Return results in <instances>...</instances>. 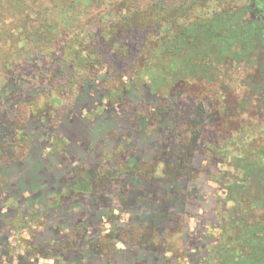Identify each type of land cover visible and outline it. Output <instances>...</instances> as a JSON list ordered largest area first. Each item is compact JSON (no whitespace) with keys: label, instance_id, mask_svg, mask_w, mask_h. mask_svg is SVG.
I'll use <instances>...</instances> for the list:
<instances>
[{"label":"trees","instance_id":"trees-1","mask_svg":"<svg viewBox=\"0 0 264 264\" xmlns=\"http://www.w3.org/2000/svg\"><path fill=\"white\" fill-rule=\"evenodd\" d=\"M35 1L0 0V42L34 43L43 65L58 58L76 97L55 126L40 128L27 142L31 163L13 159L19 147L13 138L0 143V159H11L4 171L20 170L15 182L3 186L9 229L20 233L31 223L34 235L10 264H93L88 254L98 238L84 250L66 234L77 231L84 214L108 217L107 193L129 207V175L144 179L131 194L135 202L153 208L147 217L142 206L129 207V230L140 233L123 264H170L174 258L167 256L159 226L178 221L195 193L203 195L196 184V190L186 186L198 179L194 169L205 188L224 192L218 233L203 244L208 262L264 264V0H148L141 6L136 0H49L72 15L66 23ZM118 5L125 7L124 21L109 34L76 21L83 9L106 7L114 15ZM8 17L20 24L9 28ZM123 31L141 33L142 42L122 86L104 89L89 74L99 61L96 49H113ZM28 33L31 41L22 37ZM0 54V70L11 81L9 58ZM77 70L87 71V78L75 80ZM17 118L8 122L6 135L17 133L25 143L28 135ZM112 123L128 125L143 146L165 131L170 136H159L151 161L141 166L124 138L108 129ZM60 211L59 224L50 223L48 217Z\"/></svg>","mask_w":264,"mask_h":264},{"label":"rangeland","instance_id":"rangeland-1","mask_svg":"<svg viewBox=\"0 0 264 264\" xmlns=\"http://www.w3.org/2000/svg\"><path fill=\"white\" fill-rule=\"evenodd\" d=\"M136 1L141 6V4L148 0ZM34 3L42 4L61 23L70 21L72 17L71 14L64 10L55 9L51 3L49 5V0H36ZM124 8L123 5L116 6V13L114 15H111V9L108 10L106 7H101L99 10H95L94 8L83 9L81 13L75 15L76 21L91 30L109 34V29L112 26L119 27L122 24L120 22L124 21ZM30 18L31 21L34 20L35 15L31 14ZM6 24L9 28L18 26L20 18L13 19V17H8ZM31 25L27 26L28 32H31V28L34 26ZM29 34H26V37H22L26 38L25 40L31 41V35L29 36ZM116 42L113 49H109L106 44L98 45L96 51L99 61H97L92 72H89L90 78L96 80V82H100L101 86L108 90L120 88L124 83L123 78L131 74L134 58L142 42V35L136 31H123V35L117 37ZM61 46L62 44L58 45V47ZM82 50V53L85 54V49ZM0 52H4L9 58L7 65L9 72L12 73L10 77L11 81H7V77L0 70V143L1 141L7 143L8 139L13 138L16 142L15 144L19 146L12 155L13 159L22 160V157H25L29 150L33 148L31 146L27 147V142L30 138L39 134L42 127L55 126L62 115L68 110L76 97V87L71 84L73 79L69 77V72L58 58L53 57L54 60L51 59L53 61L50 60L47 65L41 63L34 43H27L26 45L18 43L15 47H4L0 42ZM4 59H0V62ZM11 62L12 65L10 64ZM87 74L88 72L85 70H77L75 80L80 81L87 78ZM131 104H134V102ZM131 104H127L126 106L129 107ZM21 115L23 118L20 121L19 116ZM16 117H18L17 121L23 125L25 133L28 135L25 138V143L18 141L20 137L16 135L17 133L13 137L6 135L7 128L10 130L8 122L13 121ZM108 129L113 134L124 138L122 142L126 147L132 148L137 153L141 166H145V163L148 164L151 161L147 157L157 148L156 142L160 141L159 136H170L169 132L165 131L163 132L164 134L158 135L154 142L153 140H149L143 146L141 140L139 141L136 138L137 134L128 125L112 123ZM106 144L101 145L103 152H106ZM25 160L26 163L32 162L30 158H26ZM10 161V158L5 159L2 157L0 159V264H10L13 259H16L15 256L19 252L30 247L34 242V235L29 232L31 223L30 227H28L29 229L20 233L9 229L7 223L10 220L8 219L10 210L2 205L5 199L3 186L6 183L15 182L19 178L20 172L19 167H13L10 171H4L2 167L4 164H10ZM220 168L222 171L228 169V167ZM194 172L198 179L190 181V184L186 186L189 190H196L195 186H193V184H196L198 190L204 191L203 195L195 193V200L191 199L193 206H187L183 213H178V221L168 222L159 226L162 227L161 233L165 241V248L169 251L167 256L170 259L174 258L170 264H190L191 262L210 264L205 255L206 249L203 244L218 233V215L224 210L222 208L224 203L222 201L219 202V199L220 197H224V192L222 190L205 188L202 182V173L196 169H194ZM135 176H127L129 180V185H127V190H129L127 201L131 208L135 206L134 208L136 209L142 206L148 217L153 205L151 203H143L141 205V202H135L134 196L131 195L134 192V187H141L142 182H144V179H141L142 177H139V180H137ZM157 176H161L160 173ZM124 189L126 190V188ZM213 195L217 196V198H213ZM105 199L109 204L108 208L111 210V214L108 217L99 220L97 216L93 220L92 218L88 219L86 214H84L81 217L82 222L77 226V231L69 230L66 236L69 242L78 243L84 250L88 248L87 242L98 238V242L92 244V253L88 254L89 260L93 264H106L107 260L111 262L110 264H117L115 262L116 259H118V264H123L125 253L127 251L135 252V243L137 241L135 234L140 233V231L138 229L129 230L130 226L127 223L131 209L127 205L124 207L117 200L118 197L113 194L110 195V193L106 194V198L103 200ZM164 203L167 204V202ZM61 215V211L51 214L48 217L49 222L59 224L57 219ZM152 220L153 224H155L156 218H152ZM152 220L151 217L147 219V221L151 222ZM106 234H111L114 237H106ZM153 240L156 241V238ZM45 251H48V249L45 248ZM113 252L118 254L116 255V259L113 256ZM119 255L122 256L118 257Z\"/></svg>","mask_w":264,"mask_h":264}]
</instances>
